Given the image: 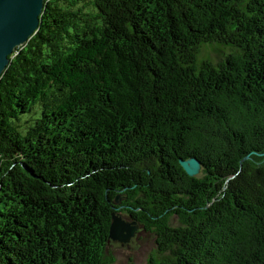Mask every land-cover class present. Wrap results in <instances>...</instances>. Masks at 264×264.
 Returning a JSON list of instances; mask_svg holds the SVG:
<instances>
[{"label": "trees", "instance_id": "1", "mask_svg": "<svg viewBox=\"0 0 264 264\" xmlns=\"http://www.w3.org/2000/svg\"><path fill=\"white\" fill-rule=\"evenodd\" d=\"M125 212L152 264H264V0L45 1L0 78V264H111Z\"/></svg>", "mask_w": 264, "mask_h": 264}, {"label": "water", "instance_id": "2", "mask_svg": "<svg viewBox=\"0 0 264 264\" xmlns=\"http://www.w3.org/2000/svg\"><path fill=\"white\" fill-rule=\"evenodd\" d=\"M46 0H0V78L10 63V56L24 47L36 33ZM180 165L189 177H198L201 163L181 159ZM137 221L127 222L120 214H112L108 243L131 244L138 232Z\"/></svg>", "mask_w": 264, "mask_h": 264}, {"label": "rangeland", "instance_id": "3", "mask_svg": "<svg viewBox=\"0 0 264 264\" xmlns=\"http://www.w3.org/2000/svg\"><path fill=\"white\" fill-rule=\"evenodd\" d=\"M233 51L234 48L220 43L203 44L199 58L200 61L211 60L217 63ZM199 176H202V171ZM121 216L127 222L132 220L126 212ZM170 224L177 226L179 224L178 219L172 218ZM160 256L157 251L155 234L152 231L144 230L141 224L130 245L123 247L111 244L107 250V257L114 259L111 264H152V259L156 257L158 261Z\"/></svg>", "mask_w": 264, "mask_h": 264}, {"label": "flooded vegetation", "instance_id": "4", "mask_svg": "<svg viewBox=\"0 0 264 264\" xmlns=\"http://www.w3.org/2000/svg\"><path fill=\"white\" fill-rule=\"evenodd\" d=\"M121 215H122V213H121Z\"/></svg>", "mask_w": 264, "mask_h": 264}]
</instances>
